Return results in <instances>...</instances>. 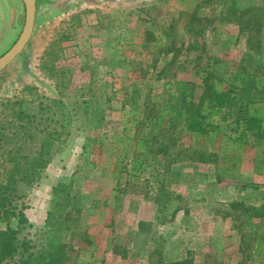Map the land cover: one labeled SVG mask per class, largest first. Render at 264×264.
I'll use <instances>...</instances> for the list:
<instances>
[{
  "label": "rangeland",
  "instance_id": "rangeland-1",
  "mask_svg": "<svg viewBox=\"0 0 264 264\" xmlns=\"http://www.w3.org/2000/svg\"><path fill=\"white\" fill-rule=\"evenodd\" d=\"M25 15L0 28V57ZM235 72L264 75V0H37L30 41L0 73L6 153L23 167L53 156L19 186L21 236L61 264H262L264 135L242 143L236 108L209 116L208 137L173 115L154 125L181 84L204 102Z\"/></svg>",
  "mask_w": 264,
  "mask_h": 264
},
{
  "label": "trees",
  "instance_id": "trees-1",
  "mask_svg": "<svg viewBox=\"0 0 264 264\" xmlns=\"http://www.w3.org/2000/svg\"><path fill=\"white\" fill-rule=\"evenodd\" d=\"M181 85L175 105L163 110L154 125L162 122L164 114L173 115L175 120L179 119L184 123L188 131L208 137L209 116L216 110L236 108L238 125L242 127L239 140L245 143L249 135L263 137L264 75L255 77L247 72H235L227 80L226 90L218 91L213 86L207 85L205 100L199 103L194 100V85L190 83ZM208 109L210 112L205 114L204 111ZM32 122L31 119L23 121L22 127L35 128L36 126L31 125ZM5 135L0 138V157L4 163L0 166V264H61L62 253L58 249L51 252L35 250L27 234L21 236L22 232L32 225L25 213L29 206L25 202V196L19 192V186L25 184L32 187L38 183L53 156L49 151L37 152L31 158L28 156L24 158L31 166L23 167L17 162L16 154L11 157V151L6 153L13 141L5 138ZM147 141L148 138L142 136L138 139L133 166L135 174H141L143 171L145 152H140L139 147L147 145ZM254 217H264V203L255 209ZM13 221L16 222L17 227H12ZM256 254L263 257L262 264H264V234L258 243Z\"/></svg>",
  "mask_w": 264,
  "mask_h": 264
},
{
  "label": "water",
  "instance_id": "water-1",
  "mask_svg": "<svg viewBox=\"0 0 264 264\" xmlns=\"http://www.w3.org/2000/svg\"><path fill=\"white\" fill-rule=\"evenodd\" d=\"M23 1L26 14L25 24L16 43L0 57V73L24 51L34 32L37 0Z\"/></svg>",
  "mask_w": 264,
  "mask_h": 264
},
{
  "label": "crops",
  "instance_id": "crops-1",
  "mask_svg": "<svg viewBox=\"0 0 264 264\" xmlns=\"http://www.w3.org/2000/svg\"><path fill=\"white\" fill-rule=\"evenodd\" d=\"M87 1L89 4L96 5V1L98 0ZM23 5V0H0V28L6 26L9 32L11 31L14 33L15 27L18 24L19 13Z\"/></svg>",
  "mask_w": 264,
  "mask_h": 264
}]
</instances>
